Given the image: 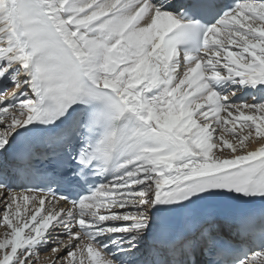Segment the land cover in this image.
Instances as JSON below:
<instances>
[{"label":"snow or ice","instance_id":"6c2138e0","mask_svg":"<svg viewBox=\"0 0 264 264\" xmlns=\"http://www.w3.org/2000/svg\"><path fill=\"white\" fill-rule=\"evenodd\" d=\"M0 230V264H264V0H0Z\"/></svg>","mask_w":264,"mask_h":264},{"label":"rangeland","instance_id":"374dc122","mask_svg":"<svg viewBox=\"0 0 264 264\" xmlns=\"http://www.w3.org/2000/svg\"><path fill=\"white\" fill-rule=\"evenodd\" d=\"M249 102H251V101H249ZM0 231H2V230H0Z\"/></svg>","mask_w":264,"mask_h":264}]
</instances>
